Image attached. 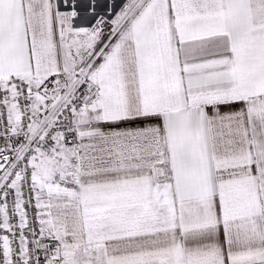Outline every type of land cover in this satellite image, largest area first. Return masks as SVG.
Returning a JSON list of instances; mask_svg holds the SVG:
<instances>
[{
    "label": "snow or ice",
    "instance_id": "1",
    "mask_svg": "<svg viewBox=\"0 0 264 264\" xmlns=\"http://www.w3.org/2000/svg\"><path fill=\"white\" fill-rule=\"evenodd\" d=\"M0 264H264V0H0Z\"/></svg>",
    "mask_w": 264,
    "mask_h": 264
}]
</instances>
